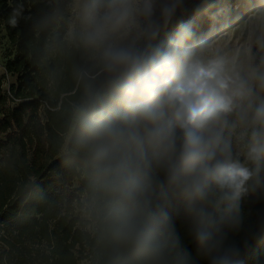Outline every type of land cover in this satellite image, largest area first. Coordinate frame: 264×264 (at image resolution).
<instances>
[{
  "label": "clouds",
  "instance_id": "9594fccd",
  "mask_svg": "<svg viewBox=\"0 0 264 264\" xmlns=\"http://www.w3.org/2000/svg\"><path fill=\"white\" fill-rule=\"evenodd\" d=\"M192 0H82L80 45L102 82L73 105L101 224L137 264H240L246 197L264 201V66L248 77L193 43ZM20 8L9 24L15 27ZM175 25V31L168 29ZM165 35L166 40H161ZM245 128L243 160L232 117ZM189 221L194 257L169 212Z\"/></svg>",
  "mask_w": 264,
  "mask_h": 264
},
{
  "label": "trees",
  "instance_id": "16d2710c",
  "mask_svg": "<svg viewBox=\"0 0 264 264\" xmlns=\"http://www.w3.org/2000/svg\"><path fill=\"white\" fill-rule=\"evenodd\" d=\"M236 1L192 0L199 8V14L194 15L190 11L183 19L194 20L195 32L205 21L229 16ZM251 1L264 6V0ZM72 2L0 0V26L14 48L12 57L4 64V72L15 79L9 86V94L19 101L10 112L0 111V231L4 235H14L13 241L0 234L5 244L0 264H27L22 249L17 247L23 244L21 238L25 236L43 238L50 245L51 252L44 258L43 264H78L73 250L83 246L79 232L75 235L72 227L63 226L64 218L58 223L61 229L58 227L51 232L49 224L58 212L60 197L55 196L57 191L71 186L80 175L89 177L87 161L76 145L72 109L84 95L86 87H98L103 77L93 61L78 54L72 60L75 72L63 91L64 100H60L61 94L51 98L41 85L42 72H51L49 68L42 67L48 49L64 43L68 7ZM14 8H20L21 14L17 25L12 27L9 17ZM178 23L179 19L168 31L174 32ZM166 39L162 34L161 40ZM3 81L4 76L0 77V105L6 104L7 99L3 93ZM43 104L49 106L46 123H42L38 116ZM70 131L72 135L66 154H62L63 137ZM169 212L195 257L196 249L188 234L189 221L181 205L173 201ZM245 214V229L250 227L254 235L247 238L246 247H243L246 233L241 232L236 237L242 244L240 264H257L264 257V201L258 196L246 197ZM15 231H18L16 235ZM102 233L100 241L99 234L96 240L91 241L92 248L99 252L97 261L93 260L91 264H137L130 253L115 247L105 230ZM15 252L21 255L18 260L12 257ZM200 264L205 262L200 261Z\"/></svg>",
  "mask_w": 264,
  "mask_h": 264
},
{
  "label": "rangeland",
  "instance_id": "374dc122",
  "mask_svg": "<svg viewBox=\"0 0 264 264\" xmlns=\"http://www.w3.org/2000/svg\"><path fill=\"white\" fill-rule=\"evenodd\" d=\"M81 3L82 0H73L68 7L64 43L60 47L51 46L42 63L44 69L49 68L51 71L44 70L41 77V85L51 98H55L56 94H61L60 100L65 99L63 91L67 88L69 79L74 77L75 71L72 64L74 56L77 57L79 54L96 64V61L91 58L77 39V34L81 30ZM193 43L198 47L203 46L206 56L223 57L230 69L241 76L248 77L253 69L264 66V6L254 4L251 0H237L229 16L205 21L195 31ZM13 51L14 48L9 43L4 28L0 26V77L4 76L3 93L7 97L6 104L0 105V111L4 113L10 112L19 102L12 94H9V86L14 83L15 79L4 72V64L12 57ZM48 109L47 104H43L40 108L38 116L42 123H46ZM231 122L236 124L230 133L233 147L243 160L245 128L235 116L231 118ZM71 135L72 131L63 137L65 144L62 154H66ZM85 179L87 180L84 181ZM57 193L55 196L60 197L58 212L56 218L50 221V231L57 230L58 227L61 229L58 223L64 218L63 226L72 227L73 231H76L75 235L79 232V236L83 238V246H78L73 250L78 264H91L93 260L97 261L99 252L92 248L91 241L96 240L98 234L101 235L98 239L100 241L104 228L99 217L98 205L94 201L89 177L80 175L71 186L60 189ZM245 201L246 198L243 202L244 210ZM0 232L2 236H7L6 238L14 241L12 237L14 235L8 236L7 233L4 235L2 231ZM17 233L18 231H15L14 234ZM21 239L23 244L17 247L22 249V256L27 259V264H43L44 258L51 252L48 242L39 237L25 236ZM4 250L5 244L0 239V256ZM12 257L18 260L21 255L15 252ZM257 264H264V257Z\"/></svg>",
  "mask_w": 264,
  "mask_h": 264
}]
</instances>
